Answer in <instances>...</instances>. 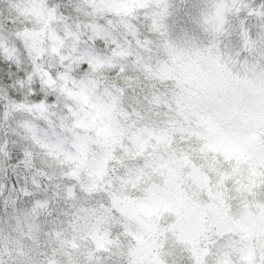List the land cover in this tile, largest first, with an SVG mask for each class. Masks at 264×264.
Returning <instances> with one entry per match:
<instances>
[{
  "label": "snow or ice",
  "instance_id": "obj_1",
  "mask_svg": "<svg viewBox=\"0 0 264 264\" xmlns=\"http://www.w3.org/2000/svg\"><path fill=\"white\" fill-rule=\"evenodd\" d=\"M0 264H264V0H0Z\"/></svg>",
  "mask_w": 264,
  "mask_h": 264
}]
</instances>
